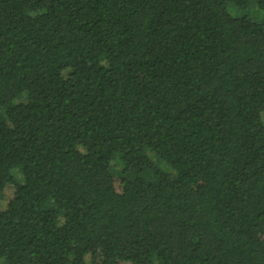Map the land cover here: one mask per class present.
I'll return each mask as SVG.
<instances>
[{
	"label": "trees",
	"instance_id": "trees-1",
	"mask_svg": "<svg viewBox=\"0 0 264 264\" xmlns=\"http://www.w3.org/2000/svg\"><path fill=\"white\" fill-rule=\"evenodd\" d=\"M252 6L0 0V264H264Z\"/></svg>",
	"mask_w": 264,
	"mask_h": 264
},
{
	"label": "rangeland",
	"instance_id": "rangeland-1",
	"mask_svg": "<svg viewBox=\"0 0 264 264\" xmlns=\"http://www.w3.org/2000/svg\"><path fill=\"white\" fill-rule=\"evenodd\" d=\"M255 8H257L256 6H252L250 9H248L246 12H245V14L248 16V17H250V18H252V19H262L263 17H264V13L263 12H261L259 9L256 11L255 10ZM151 156H152V158L154 159L155 157L151 154ZM113 165L114 166H116L117 168H119L120 167V165H119V163L115 160L114 162H113ZM12 193H13V190L11 189V187H9L7 190H6V192H5V194H4V200H3V202H2V208L3 209H5L6 208V206H7V203H8V200L11 198V196H12Z\"/></svg>",
	"mask_w": 264,
	"mask_h": 264
}]
</instances>
